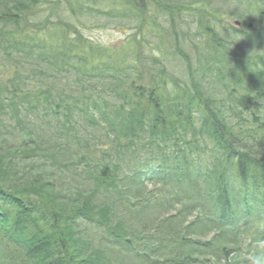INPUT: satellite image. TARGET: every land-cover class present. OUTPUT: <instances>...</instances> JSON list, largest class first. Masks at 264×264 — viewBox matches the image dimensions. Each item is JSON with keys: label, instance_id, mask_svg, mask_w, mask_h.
Returning a JSON list of instances; mask_svg holds the SVG:
<instances>
[{"label": "trees", "instance_id": "trees-1", "mask_svg": "<svg viewBox=\"0 0 264 264\" xmlns=\"http://www.w3.org/2000/svg\"><path fill=\"white\" fill-rule=\"evenodd\" d=\"M215 1L254 29L202 26L229 65L201 75L177 37L180 80L145 54L180 21L146 41L135 1L0 0V264H264V0ZM117 11L141 39L90 42Z\"/></svg>", "mask_w": 264, "mask_h": 264}, {"label": "rangeland", "instance_id": "rangeland-1", "mask_svg": "<svg viewBox=\"0 0 264 264\" xmlns=\"http://www.w3.org/2000/svg\"><path fill=\"white\" fill-rule=\"evenodd\" d=\"M135 1H137V6L140 8L141 1L140 0H135ZM56 2H57L56 3L57 6L55 7V9H57L60 13V8H61L62 3L60 2V0H56ZM180 2H183L184 5H187V4L192 5V6L194 5L193 0H181ZM144 4L145 3H142V6H143V9L146 11V14L143 17H141V14L137 15L138 19L136 20L135 23H138L140 25V22H143L142 25H145V31H144L145 35H143V38H145L146 41H152V35L153 33H156L154 32L155 30L163 31V30L169 29V27L171 29L172 22L161 19L157 21L160 23L155 25L154 22L152 21H153V18L157 16L154 10L157 8L158 5L156 6L154 3H151L148 9L144 7ZM147 4L149 5L148 1H147ZM118 6L122 7V1L118 3ZM206 8L210 10L211 8H213L212 11L219 15L225 14L227 12L225 11V9L219 8L215 0L206 1ZM237 9L238 8H235V10ZM62 12H67V10L64 9ZM117 13H119L118 14L119 17L115 20L116 23L126 24L129 21L127 19V16H125L126 14L120 13L118 11ZM136 13H137V9H136ZM254 15L258 16V14H254ZM196 17L197 15L194 12L190 14H186L185 16H182L181 20H180V16H175L173 21L174 22L180 21L176 29L177 33L173 34V31L169 33L161 32L160 34L163 37V40L160 42L161 47L159 46V48H157L156 51H153V52L147 51V50L145 52L147 56L153 55L157 59L159 58L161 59V57H163L165 59V64H167L165 66L168 68V70L175 72L177 75L175 74L174 76L180 80H182V77H183L182 75H187L188 77V74L186 72L187 67H186L185 60L182 57H180L178 54H175L173 52V49L175 48L176 44H178L179 42H180V46L183 48L184 53H186V55H189V57L191 58V62L193 63L194 67L202 65L206 58H211V60H213V58L215 57V54L210 55L211 53H209L208 51H205L206 44L202 40H206V39L195 38L193 34H197V33L200 34L201 32H203L201 28L202 26H209L211 30L212 29L215 30V28L219 27L218 20L217 19L215 20L213 18L208 19V21L204 19L195 20ZM235 20H238V18H236V16H233V18H230L228 22L231 23L233 26V24L236 22ZM201 21H203L204 24H201ZM91 24L94 25V27H91L92 26ZM91 24L89 27L84 28L85 36L90 42L96 43L104 47L110 46V45H113L114 47H116L117 45H120L126 42V40L129 41L130 38L131 39L136 38L137 34H138V38L141 39V35L139 33L140 30L137 29L136 31L134 25L124 26L123 24L124 27H120L118 26V24H112V25L107 24L102 27V26H98L97 24H95V22ZM185 33L189 35L188 40L185 39L184 37ZM177 37H179V39ZM177 39L179 40V42L175 43L174 41H176ZM236 39L239 42V45L246 47L247 50H252V51L255 50L252 43L251 44L247 43V41L251 42L249 39H246V38H244V40L239 39V38H236ZM143 50L140 51V55L144 52ZM160 52H162V54ZM198 60H201L202 62ZM137 61L138 59L136 58L135 62ZM206 63L207 62H204V65ZM204 67L205 66H203V68ZM1 70L3 69L1 68ZM209 80L212 83H215V79L210 78ZM225 86L226 85L218 83V82L215 83L214 85L215 90L213 94L220 95L221 98H225V96H229L231 89L226 90Z\"/></svg>", "mask_w": 264, "mask_h": 264}, {"label": "bare ground", "instance_id": "bare-ground-1", "mask_svg": "<svg viewBox=\"0 0 264 264\" xmlns=\"http://www.w3.org/2000/svg\"><path fill=\"white\" fill-rule=\"evenodd\" d=\"M180 20H181V18H180Z\"/></svg>", "mask_w": 264, "mask_h": 264}]
</instances>
